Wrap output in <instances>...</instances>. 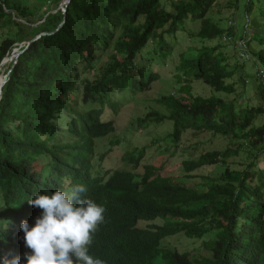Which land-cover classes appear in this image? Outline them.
Returning <instances> with one entry per match:
<instances>
[{
	"label": "trees",
	"instance_id": "trees-1",
	"mask_svg": "<svg viewBox=\"0 0 264 264\" xmlns=\"http://www.w3.org/2000/svg\"><path fill=\"white\" fill-rule=\"evenodd\" d=\"M60 1L48 0L40 12L29 0H0V26L7 30L0 68L25 43L0 100V220L7 222L0 264H9L15 250L27 251L18 247L20 221L31 225L40 211L28 204L31 194L74 184L85 186L82 197L106 207L101 238L119 264H264V124H257L264 115V0L262 23H252L247 42L246 63L259 68L257 77L230 63L225 49L233 44L192 47L195 53H182L177 68L184 83L179 95L162 97L158 108L138 118L144 127L172 123L165 140L175 148L191 131L231 143L222 152L204 148L194 155L191 149L202 143L194 140L182 151V176L172 184L137 172L145 148L125 153V167L95 175L94 161L108 154H98L97 141L116 130L113 118L123 103L117 91L141 93L160 79L153 63L166 56L168 36L184 31L187 21L201 23L196 36L202 41L223 36L225 29L209 16L218 0H70L65 13ZM246 32L240 38L247 39ZM194 80L213 94L194 96ZM250 91L263 105H252ZM242 95L247 101L238 104ZM211 166L218 171L206 177L205 188L188 185L196 171ZM156 220L161 224L140 226ZM179 235L201 241V253L164 245Z\"/></svg>",
	"mask_w": 264,
	"mask_h": 264
},
{
	"label": "rangeland",
	"instance_id": "rangeland-1",
	"mask_svg": "<svg viewBox=\"0 0 264 264\" xmlns=\"http://www.w3.org/2000/svg\"><path fill=\"white\" fill-rule=\"evenodd\" d=\"M39 3L35 0H29L30 6L36 11L39 10L43 12L46 10L45 3L48 0H42ZM178 1V0H176ZM218 6L211 9L209 16L212 20L220 25V27L225 29V33L221 38L215 40H200L196 34L200 31L201 23L187 21L185 25V30L180 31L176 36H168V42L171 45L164 51L166 56L164 58L156 57L155 70L159 72L160 79L153 83L149 90L141 93H132L129 90H124L118 92L117 99L123 102L120 106L119 112L113 118L116 125V132L113 136L105 138L98 142L97 152L98 154H108L105 156V160L101 161L97 159L94 161L95 167L93 169L94 174H104L109 168H119L125 167L124 164V154L127 152H132L135 149L145 148V155L143 158L142 165L139 166L137 172L147 173L151 178H155L157 183L162 184H172L178 183L176 178L180 180L182 164V151L189 147V145L195 143L194 140H200L202 142L198 145V149H191L194 155H198L204 148L210 149V151H225L227 146L231 143L227 138L221 136H215L211 133H198L194 134L192 131L184 134L180 148H175V143H166L165 138L172 132L173 124L169 121H164L162 123H150L148 125L141 126L138 118L144 117L150 110V107L158 108L155 103L164 96L169 95H179L180 89L183 88L184 83L178 78V65L180 64L181 54L188 51L186 57H190L194 54L191 48L196 47H217L220 44H233V46L225 49V52L230 55V63L240 62L243 66L244 74L248 76L257 77V69L253 68L251 62L246 63V59L241 58V52L239 43L243 42L241 39L229 41L231 34H235L236 38L242 37L245 32L246 36L250 39L252 35V23L258 22L262 23V5L261 0H218ZM238 4V8H234V4ZM66 4V0L60 1L59 8H63ZM249 6V9L247 6ZM171 10V6L169 8ZM249 15V17L247 16ZM236 21V28L234 30L229 29L231 21ZM249 21V22H248ZM235 25V22H233ZM249 24V28L246 27ZM6 29L0 26V43L6 38ZM233 31V32H231ZM38 37V36H37ZM36 37V38H37ZM238 42V43H237ZM25 46V43L17 45L14 53L6 60V62L0 71V77L5 78L10 70L14 60H16L19 51ZM191 53V54H190ZM147 55V53H145ZM151 64V63H149ZM5 70V71H4ZM234 82L239 80V73H236L232 77ZM191 91L194 96L210 97L213 93L211 89L204 84L203 81L194 80L190 84ZM2 86V80H0V87ZM242 90L238 89V94H241ZM259 93V91H258ZM124 95L125 98L120 99L119 96ZM219 96L230 100L228 96L220 94ZM248 97L252 99L253 106L263 105L258 99H254V91H250ZM259 97V96H258ZM235 99L234 96L230 97ZM238 104L247 101L244 95L236 98ZM257 124H264V115H259L257 118ZM206 142V143H205ZM245 159V155H242ZM238 159L236 163H241L243 159ZM214 166L205 167L202 170L196 171L194 179L188 183L190 187H195L198 190H202L206 187L209 175L217 173ZM146 225H151V223H146ZM201 241L193 240L188 241L184 235H179L167 239L164 245L171 247L172 249H177L180 252L188 251L191 254H199L202 251Z\"/></svg>",
	"mask_w": 264,
	"mask_h": 264
},
{
	"label": "clouds",
	"instance_id": "clouds-1",
	"mask_svg": "<svg viewBox=\"0 0 264 264\" xmlns=\"http://www.w3.org/2000/svg\"><path fill=\"white\" fill-rule=\"evenodd\" d=\"M66 5L67 0L64 7L61 8L63 13L67 9ZM233 22H235V25ZM229 27L230 29H232L231 27L236 28V21H231ZM237 39L246 42L247 57L241 56V58H249L247 44L249 38L242 39L236 38V36L234 38L231 34L229 41L236 43ZM19 52L22 53V51ZM6 59L4 61L8 62ZM2 67L3 65H1ZM10 73L11 70L5 76L2 89L7 83ZM106 118H109V116H106ZM114 133L99 139L97 145L99 141L113 136ZM85 192L86 188L82 184H74L64 190L58 188L53 191L43 189L33 192L27 202L29 205L38 208L40 210L39 214L33 218L31 225L27 220H21L19 225L23 235L19 238L18 247H25L27 251L22 253L15 250L13 255L8 254V263L119 264L113 254L106 249V245L101 238V229L107 224V209L92 198L82 197ZM146 223H151V225L161 224V220ZM146 223H141L140 226H151L146 225ZM6 224V221L0 220V231L4 230ZM23 254L22 260L20 256Z\"/></svg>",
	"mask_w": 264,
	"mask_h": 264
},
{
	"label": "built area",
	"instance_id": "built-area-1",
	"mask_svg": "<svg viewBox=\"0 0 264 264\" xmlns=\"http://www.w3.org/2000/svg\"><path fill=\"white\" fill-rule=\"evenodd\" d=\"M239 47H240V50H241V56L242 57H247V53H246V42H241L239 43Z\"/></svg>",
	"mask_w": 264,
	"mask_h": 264
},
{
	"label": "water",
	"instance_id": "water-1",
	"mask_svg": "<svg viewBox=\"0 0 264 264\" xmlns=\"http://www.w3.org/2000/svg\"><path fill=\"white\" fill-rule=\"evenodd\" d=\"M69 2H70V0H67V4H68ZM64 12H66V9H65ZM40 36H41V35H39L37 38H39ZM37 38H36V39H37ZM20 53H21V52H19V54H20ZM19 54H18V55H19ZM18 55H17V56H18ZM5 63H6V61H3L1 65H4ZM4 82H5V81H4ZM1 90H2V88H0V98H1Z\"/></svg>",
	"mask_w": 264,
	"mask_h": 264
},
{
	"label": "bare ground",
	"instance_id": "bare-ground-1",
	"mask_svg": "<svg viewBox=\"0 0 264 264\" xmlns=\"http://www.w3.org/2000/svg\"><path fill=\"white\" fill-rule=\"evenodd\" d=\"M5 71V70H4ZM1 75V74H0ZM0 80H2V77H0ZM1 88V87H0Z\"/></svg>",
	"mask_w": 264,
	"mask_h": 264
}]
</instances>
